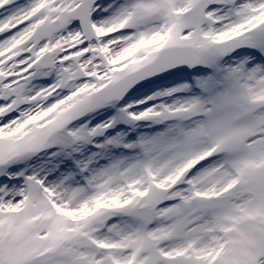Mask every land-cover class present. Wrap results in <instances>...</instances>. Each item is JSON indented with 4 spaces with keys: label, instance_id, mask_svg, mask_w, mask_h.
<instances>
[{
    "label": "snow or ice",
    "instance_id": "1",
    "mask_svg": "<svg viewBox=\"0 0 264 264\" xmlns=\"http://www.w3.org/2000/svg\"><path fill=\"white\" fill-rule=\"evenodd\" d=\"M0 264H264V0H0Z\"/></svg>",
    "mask_w": 264,
    "mask_h": 264
}]
</instances>
